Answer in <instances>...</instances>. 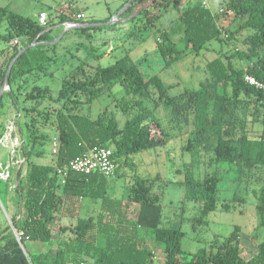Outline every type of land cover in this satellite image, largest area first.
<instances>
[{
	"label": "trees",
	"instance_id": "trees-1",
	"mask_svg": "<svg viewBox=\"0 0 264 264\" xmlns=\"http://www.w3.org/2000/svg\"><path fill=\"white\" fill-rule=\"evenodd\" d=\"M179 4L177 0H172L171 3L169 0H133L128 12H143L146 24H151L162 12L178 10ZM186 4L178 15L182 27L183 49H178L163 32L159 37L160 43L156 45V52L165 60L164 68L172 65L175 57L184 54L187 49L199 54L211 41L224 44L234 38V33L225 36L218 26L220 13L213 12L200 1L190 0ZM228 12L242 20L235 32L249 33L242 41L245 49L234 51L231 57H224L225 60L218 56L209 61L206 68L211 82L201 84L197 90L169 95L167 87L157 76L145 79L138 66L126 54L112 64L96 66L92 73H86L84 65L87 62H81L64 76L56 96L48 86L39 85H33L24 93L27 99L34 102L31 111L43 116L55 129L58 149L56 154L51 153L54 161L51 165L30 161L31 157H43V150L36 151L31 146L25 153V174H21L23 165L15 174L19 212L11 218L12 227L7 224L0 230V264H67L68 261L71 264H155L154 252L139 239L141 229L152 233L155 244L164 254V264H244L241 250L228 244L238 238V226L233 228L228 239L216 251L200 249L189 260L181 259L180 241L184 235L181 226L179 223L164 225L160 200L151 196L148 179L136 174L133 162L134 155L167 144L168 133L153 111V108L164 105L170 108L176 122L186 121V115L192 112L196 141L201 143L213 140L211 150L215 164L229 163L246 169L264 167V135L250 138L247 133V124L250 122H259L264 126V92L250 86L243 79L248 74L264 84V0H228L222 13ZM69 20L68 16L60 14L47 26H39L36 20L16 14L8 7H0V26L6 22V32L0 35V40L8 45L17 40L19 45H13L9 60L22 47L19 40L25 42V45L36 37L38 41H47V34L43 33L46 28ZM102 30L100 27L74 31L89 42L93 32ZM82 47L84 44L79 43L67 50L66 54ZM51 50H55V46L38 45L15 60L8 81L10 93H4L0 110L3 99L11 95L15 84L19 90L26 88L40 76L51 74L48 72L49 68L57 65V59L49 55ZM3 54L4 50H1L0 57ZM98 56L92 50L88 53V57L93 60H99ZM71 57L74 58L72 54ZM231 58L254 65L245 72L236 70ZM6 69L0 64V87ZM116 83L132 99H146L153 95V108L148 109L143 100L135 99L130 106L137 107L139 113L128 118L122 127L106 111L91 119L88 110L92 102L110 93ZM45 102H52L54 106L40 111L39 107ZM15 103L14 100L13 104ZM123 106L127 108L126 103ZM239 114L243 116L242 119H239ZM51 117L53 120L50 121ZM30 136L34 138L35 133ZM48 138L46 135L41 136L45 141ZM95 147L112 149L114 175L120 176L122 168L135 172L127 199L136 207L134 215L129 219L121 212V202L107 196L108 181L101 174L69 172L63 183L57 175V168L65 167L70 160ZM184 176L185 197L189 201L200 202L197 220L201 222L218 210L220 176L216 171L199 182L187 169ZM76 198L101 200L102 211L111 220L107 217L103 220L86 217L77 219L69 227L57 226L56 230L61 234L70 235L58 242L55 252H30L26 247L27 242H51V223L55 214L59 209L64 211L73 205ZM235 199L233 197L231 202ZM220 206L226 212L232 208L228 203H221ZM257 209L263 215L264 186ZM114 212L117 216L115 220ZM20 244L25 252L21 250ZM247 264H264V241L258 245L256 255Z\"/></svg>",
	"mask_w": 264,
	"mask_h": 264
},
{
	"label": "rangeland",
	"instance_id": "rangeland-1",
	"mask_svg": "<svg viewBox=\"0 0 264 264\" xmlns=\"http://www.w3.org/2000/svg\"><path fill=\"white\" fill-rule=\"evenodd\" d=\"M131 1L133 2V0H0V7H8L10 11L36 21L42 11L55 16L70 5V12L75 13L78 10L84 12L86 23H92L93 20L98 21L97 23H106L127 5L114 24L102 27L103 30L100 32H93L89 42L79 33H75V29H69L52 43L64 31L62 25L57 26L59 24L49 26L51 29L46 32L47 41H38L36 37L25 45V42L19 40L21 48L34 42L37 43L35 46H55V50H51L49 55L57 59V65L49 68L48 72L51 74L42 75L39 79L31 81L26 88L17 90V84H15L11 95L3 99V107L0 110V141L7 137L9 147L7 150L0 147V160L11 162L12 166L9 181H0V227L11 225V218L19 212L14 177L20 165H23L22 176L25 174V153L31 146L36 151L43 150L45 154L43 157H31L30 161L51 165L53 162L51 145L53 142H58L57 133L48 120L31 111L34 102L27 99L24 93L28 92L33 85L48 86L56 96L64 76L72 72L81 62H87V65H84L85 72L92 73L96 66L112 64L117 58L127 54L138 66L145 79L149 76H157L167 87L169 95L173 96L184 91L197 90L201 84L211 82L206 64L212 59L220 56L225 60L224 57H231L234 51L245 49L242 41L249 33L235 32L242 20L236 19L230 12L225 14H223L224 11L219 12L220 9L225 10L228 0H196L205 1L207 7L213 12L220 13L218 26L225 36L234 33V38L224 44L211 41L199 54L187 49L184 54L175 57L172 65L164 68L165 60L156 52L161 32L165 33L178 49H183L182 27L178 21L179 8L162 12L158 19L151 24H146L143 12H128ZM177 1L180 2V8L187 3V0ZM169 2L171 3L172 0ZM124 24L127 25L126 28ZM5 32L6 22L4 21L0 26V35H4ZM79 43H83L84 47L66 54L67 50ZM12 49V44L8 45L0 40V51L4 50V54L0 57L3 69H6L11 61L9 58L13 52ZM90 50L99 55V60L88 57ZM231 63L236 70L243 72L254 65L235 58H231ZM219 90L221 92V88ZM5 93H10L9 86ZM152 97L153 95L146 99H135L143 100L146 108L152 109ZM135 99L127 96L120 84L116 83L112 86L110 93L92 102L88 115L91 119H95L99 113L106 111L109 116L116 119L119 127H122L128 118L139 113L137 107L130 106ZM123 103L127 104V108H124ZM52 106H54L52 102H45L39 110H47ZM153 111L168 133V142L164 147L134 155L133 162L136 174L148 179L151 196H156L160 200L164 225L179 223L181 226L184 235L180 241L179 257L189 260L190 256L200 249L216 251L228 239L233 228L238 226V238L229 241L228 244L241 250L242 260L244 264H247V261L256 255L258 245L264 241V213L261 215L257 209L261 189L264 186V167L246 169L229 163L215 164L211 150L213 140L201 143L196 141L192 112L186 115V121L176 122L174 114L167 106L160 105L156 109L153 108ZM238 117L242 119L243 116L239 114ZM51 120H53L52 117ZM31 133H35L34 138L30 136ZM247 133L250 138L264 135V126L259 122H250L247 124ZM43 135L49 137L47 141L41 139ZM185 169L191 171L199 182L216 171L221 179L217 192L218 210L209 214L201 222L197 220L201 209L200 202H192L185 197ZM120 172L122 173L120 176L113 175L107 179V196L121 202V212L129 219L134 215L136 207L127 199L135 172L128 168H122ZM233 197L236 199L231 202ZM221 203H228L232 208L229 212L223 211ZM101 205L99 199L76 198L73 205L64 211L61 208L55 214V219L51 223L53 228L51 242L48 244L27 242V249L32 253L55 252L58 242L70 235L69 233L61 234L56 227L72 226L79 218L94 217L103 220L107 217L111 220L109 215L103 213ZM60 216L66 218L62 222L63 225ZM116 218V212H114L113 220ZM138 234L141 243L154 252L155 264H164V254L155 244L152 233L141 229ZM67 264L71 263L68 261Z\"/></svg>",
	"mask_w": 264,
	"mask_h": 264
},
{
	"label": "built area",
	"instance_id": "built-area-1",
	"mask_svg": "<svg viewBox=\"0 0 264 264\" xmlns=\"http://www.w3.org/2000/svg\"><path fill=\"white\" fill-rule=\"evenodd\" d=\"M190 1V0H187ZM202 5L207 7L206 2L203 1ZM70 5L63 8V11H59L56 15L63 14L65 16L71 17L69 21L62 23V27L64 29H69L74 26V23H81L84 21L85 16L83 13H74L70 12ZM224 10L220 9L219 12L222 13ZM51 17L47 12H40L38 15V25L39 26H47L51 21ZM12 45H18V41L14 40ZM244 81L253 86L256 89L262 90L264 92V84L258 82L251 75L245 74L243 76ZM2 140V139H1ZM7 138L0 141L2 145H7ZM58 144L56 142L52 143L51 153L54 155L57 153ZM11 162H6L4 165H0V181L7 182L11 177ZM115 170V162L112 158V149L105 147H95L87 151L86 153L75 157L70 160L65 167L57 168V175L60 177L61 182H64V178L67 173H76L82 175H90L93 173L101 174L106 179L112 177L114 175ZM15 233V232H14ZM16 235V233H15ZM16 237H18L16 235Z\"/></svg>",
	"mask_w": 264,
	"mask_h": 264
},
{
	"label": "water",
	"instance_id": "water-1",
	"mask_svg": "<svg viewBox=\"0 0 264 264\" xmlns=\"http://www.w3.org/2000/svg\"><path fill=\"white\" fill-rule=\"evenodd\" d=\"M126 8V6L124 7V9ZM121 10L120 12H118L113 18L112 20L106 22V23H74V26L72 28H69V29H90V28H100V27H105V26H110L112 24H114V22L117 20V18H119V16L121 15V13L124 11ZM61 24L57 25V26H60ZM49 29H51L50 27L49 28H46L43 33H46L49 31ZM69 29H64V31L58 36L57 39H55V41H53L52 43L56 42L62 35L64 32H66L67 30ZM52 43H46V44H52ZM37 43L34 42L30 45H27L23 48H21L18 53L16 54V56L10 61L7 69H6V72H5V76H4V79H3V83L0 87V103H1V100H2V97L4 95V93L6 92V90L8 89V81H9V72H10V69L12 67V65L14 64L15 60L21 56L23 53H25L28 49L34 47ZM21 166V165H20ZM19 166V168H20ZM14 183L15 185H17V175H15L14 177ZM11 226V225H9ZM12 227V226H11ZM20 248L23 252L24 251V247L20 244Z\"/></svg>",
	"mask_w": 264,
	"mask_h": 264
},
{
	"label": "crops",
	"instance_id": "crops-1",
	"mask_svg": "<svg viewBox=\"0 0 264 264\" xmlns=\"http://www.w3.org/2000/svg\"><path fill=\"white\" fill-rule=\"evenodd\" d=\"M132 2V1H131ZM129 2H127V4H128ZM124 4H126V2L124 3ZM124 4H122V6L124 5ZM127 6V5H126ZM182 8V7H181ZM181 8H179V13H180V11H181ZM43 12V11H42ZM48 13V12H47ZM75 13H83L84 14V12L82 11V10H78L77 12H75ZM178 13V14H179ZM49 15H50V17L52 18L51 20H53V21H55L56 20V18H57V14L55 15V16H52L50 13H49ZM84 16H85V14H84ZM71 17H69V19H70ZM109 18H107V20H108ZM131 19V18H130ZM84 21H85V19H84ZM104 21V20H103ZM125 21V20H124ZM128 22V21H127ZM127 24V23H126ZM126 24H124V27L126 28L127 27V25ZM131 58V57H130ZM7 137H4L2 140H4V139H6ZM1 140V141H2ZM7 140H8V138H7ZM57 144H58V142H56ZM0 147L1 148H3V149H5L6 148V150L8 149V147H9V140L7 141V145H0ZM51 147H52V145H51ZM35 158H37V157H35ZM41 158V157H40ZM8 162V161H7ZM6 163V160H5V162H2L1 160H0V165H4ZM54 163V161L52 162V164ZM60 213V212H59ZM58 217H59V214L57 215ZM61 217V224H62V222H63V220H65L66 218H64L63 216H60ZM63 225V224H62ZM5 226H2V227H0V230L1 229H3Z\"/></svg>",
	"mask_w": 264,
	"mask_h": 264
}]
</instances>
